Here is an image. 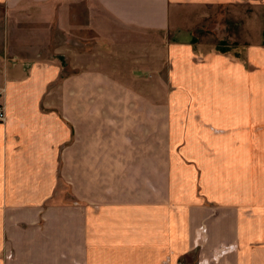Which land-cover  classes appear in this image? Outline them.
I'll use <instances>...</instances> for the list:
<instances>
[{"label": "crops", "instance_id": "obj_1", "mask_svg": "<svg viewBox=\"0 0 264 264\" xmlns=\"http://www.w3.org/2000/svg\"><path fill=\"white\" fill-rule=\"evenodd\" d=\"M0 8V264H264V0Z\"/></svg>", "mask_w": 264, "mask_h": 264}, {"label": "rangeland", "instance_id": "obj_2", "mask_svg": "<svg viewBox=\"0 0 264 264\" xmlns=\"http://www.w3.org/2000/svg\"><path fill=\"white\" fill-rule=\"evenodd\" d=\"M1 8H0V20H1ZM234 10L233 9H231L230 11L228 10L227 11V16L228 17H225V16H213V17H211L212 18V20H213V25L211 26V28L212 29H214L219 23H221V22H223L224 23V21H226V23L228 24V25H230V24H232V22H234V20H233V18L234 17H232L233 15H234ZM261 18V17H260ZM225 24V23H224ZM264 28V27H263ZM213 35H214V33L213 32H211ZM216 34H218V33H216ZM224 36V35H223ZM230 36L231 37H233V32L232 33H230ZM225 37L226 38H228V36H227V34L225 33ZM215 38H216V35H215ZM210 40H212V36H209V40H208V38H207V40L206 41H210ZM231 40V39H230ZM27 66H29V63H27ZM3 256H4V253H2L1 255H0V258H3Z\"/></svg>", "mask_w": 264, "mask_h": 264}, {"label": "built area", "instance_id": "obj_3", "mask_svg": "<svg viewBox=\"0 0 264 264\" xmlns=\"http://www.w3.org/2000/svg\"><path fill=\"white\" fill-rule=\"evenodd\" d=\"M0 94H1V92H0ZM4 116H5L4 106L0 103V121H2L4 119Z\"/></svg>", "mask_w": 264, "mask_h": 264}, {"label": "bare ground", "instance_id": "obj_4", "mask_svg": "<svg viewBox=\"0 0 264 264\" xmlns=\"http://www.w3.org/2000/svg\"><path fill=\"white\" fill-rule=\"evenodd\" d=\"M5 117V116H4ZM3 121V120H2Z\"/></svg>", "mask_w": 264, "mask_h": 264}]
</instances>
